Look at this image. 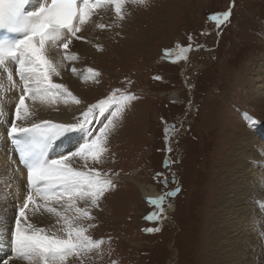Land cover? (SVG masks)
Here are the masks:
<instances>
[{
	"label": "rangeland",
	"instance_id": "374dc122",
	"mask_svg": "<svg viewBox=\"0 0 264 264\" xmlns=\"http://www.w3.org/2000/svg\"><path fill=\"white\" fill-rule=\"evenodd\" d=\"M126 1L122 32L104 39L107 50L85 52L73 71L86 75L77 77L86 106L117 89V98L126 89L137 99L116 120L103 163L88 162L115 185L98 207L89 201L91 218L78 222L87 228L85 235L104 242L70 264H235L223 251L227 224L221 219L216 232L213 221L231 210L225 193L233 182L249 190L237 153L244 140L264 129V99L256 93L251 97L247 85L264 62V0H147V6ZM228 11L231 16L224 21L220 14ZM105 13L113 16L111 10ZM217 16L220 20L212 21ZM177 50L184 60L176 63ZM0 78V120H10L3 106L9 81ZM175 92L178 99L172 98ZM109 119L105 112L99 129ZM95 131L92 137L99 134ZM163 178L169 187L162 192ZM145 191L161 201L149 206ZM241 211L250 214V204ZM261 230L256 225L247 232ZM237 239L242 259L263 264L257 235L247 241L236 231L230 240Z\"/></svg>",
	"mask_w": 264,
	"mask_h": 264
},
{
	"label": "snow or ice",
	"instance_id": "6c2138e0",
	"mask_svg": "<svg viewBox=\"0 0 264 264\" xmlns=\"http://www.w3.org/2000/svg\"><path fill=\"white\" fill-rule=\"evenodd\" d=\"M108 2L114 3L115 11L121 13L124 0ZM132 2L147 6V0ZM26 3L28 0H0V28L17 34L0 39V66L7 72V79L12 82V87L20 89L18 102L14 105V118L9 122L8 135L14 141V151L19 154L20 162L27 170V195L19 207L14 205L11 237L18 259H26L29 264H67L70 257H78L83 252L98 249L104 242L85 235L87 228L77 223L91 218L86 209L77 205V201H90L93 206L98 207L99 200L115 187L108 175L101 176L95 168L80 170L73 164L76 160H81L87 168L89 159L95 163H103V156L108 151V136L115 128L116 120L122 117L127 105L137 97L125 89L124 94L117 98L116 93L121 91L117 89L112 96L86 106V110L80 114L82 119L75 117V123H36L30 120L32 113L26 105L29 95L33 99L49 95L53 91L72 95L63 83L53 82V76H60L59 68L62 65L47 53L58 47L68 49L73 37L82 39L76 34L82 30L93 13V8L99 6L100 0H95V3L82 0V6L78 5L77 0H41L30 12L25 11ZM220 15L226 21L231 16V11ZM123 18L121 15V19ZM215 19L220 20V16ZM67 58L76 59L75 56ZM9 64L18 67L19 84L15 82L12 71H8ZM76 103L79 104L80 101L76 100ZM105 112L109 113L111 119L99 129L98 135L89 137L68 155L50 158L49 148L54 139L77 130L87 133L90 131L87 126L97 115L103 116ZM38 198L56 203L66 200L68 207L74 209L73 217L62 216L55 207L38 204ZM30 205L33 217L37 216L42 207H46L48 213L62 218L66 236L50 233L31 222L28 215ZM261 206L264 207V204Z\"/></svg>",
	"mask_w": 264,
	"mask_h": 264
},
{
	"label": "bare ground",
	"instance_id": "6f19581e",
	"mask_svg": "<svg viewBox=\"0 0 264 264\" xmlns=\"http://www.w3.org/2000/svg\"><path fill=\"white\" fill-rule=\"evenodd\" d=\"M94 1L95 0H90V3H93ZM40 2L41 0H31L27 8V12L34 10ZM127 3L128 2L124 0V2L121 4V13H117L115 11L114 3H109L108 0H100L99 6L93 8V13L82 26V30L76 34L77 37H82V39H76V37H73L72 43L69 44L68 49L65 50L62 47H58L47 53L50 58H53L62 65V67L59 68L60 76H53V82L63 83L67 87L68 91L72 93V95L69 96L67 93H57L55 91L51 92L49 95L35 99L29 95V98L26 100V105L28 106L29 111L32 113V115L29 117L30 120L36 123L50 121L53 124H60L69 122L75 123V117H80L82 119L80 114L83 110H86L87 103L85 104V102L80 101L81 94L78 93L79 79H77V77L84 79L86 75L83 73H74L73 71L75 69V65H77L79 62H84L85 57H83V55L91 48L95 52L108 49L104 43V39L106 38L110 40L114 33L122 32V27L120 25H122L123 19H121V15L127 14ZM105 10H111L113 16L107 15ZM101 25H104V27H101ZM68 56H75L76 59L70 60L67 58ZM8 71H12L13 78L16 76V83L19 84L20 79L18 67L9 64ZM0 75L7 76V72L2 66H0ZM88 78L89 77L86 79L88 80ZM5 80L6 77L3 79V81L5 82ZM248 81L247 85L250 84L249 94L251 97L253 93H256L262 99H264V62L258 65L257 74L252 76L251 80L249 79ZM3 85L5 86L3 83L1 88H3ZM8 92L6 97L3 96L5 98V100H3L8 102V104L3 101V106L4 103L5 106H10L9 109L8 107H4L10 111L11 118L13 119L14 105L18 102L20 89L18 87H12V82L9 81ZM172 96L173 99H178L179 94L175 92L172 94ZM76 100H79L80 103L77 104ZM10 120H0V264H29L28 260L26 259L21 260L16 258L11 237L14 204L15 207L16 204L17 207H19L20 203L23 202L27 195L25 190L26 185L24 187L23 181L21 180L24 177L25 183L27 182V173L19 166L13 150L8 143L9 131L4 133L6 128L3 127V124L8 121L9 125ZM102 122H105V114L103 116H96L94 121H92L91 124L87 126L90 129V131L87 133L79 130L67 133L62 140L54 145L50 154V158L55 159L61 154L66 155L72 151H76L82 143L88 140L89 137H92L91 130L93 128L96 131L99 130V126ZM251 135L255 134L251 132ZM243 142L244 147L242 148L241 153H237L246 166V168L242 166L239 167V170L242 168L246 171L242 173L241 178L248 179V183H246L250 191L253 189L259 190L261 192L251 191L252 193H250V191L247 190L245 186L238 185L235 187L233 182L231 188L226 190L225 193L231 210L226 208V217H218V219L216 218V220L213 221V224H216L214 225L215 228L213 230H216V232L221 231L220 225L218 226V223L221 221V219L223 220L225 227L227 224L228 229L226 228V230L228 233V240L223 237L221 238V241L224 243L223 251L225 252L226 250V256L232 260L230 262H234L235 264H256L257 262L253 260L250 261L247 259H242L243 256L238 251L241 240H230V236L234 235L236 231H239L242 232L245 240L250 241L253 235H257L258 240L255 248L258 258L261 259L264 264V216L260 215V210L263 208L261 205L264 204V159H262L264 158V129L261 131L260 136L255 138H247ZM91 161V159L87 161V168L84 167L85 162L81 160H76L73 166L80 170L87 171L88 162ZM149 192L151 191H145V193H143V195H145L144 201L149 206L154 204L152 202L153 200H156V203L161 201L158 194H155L154 196H148L150 194ZM88 202L89 201H77V205L80 208L86 209L88 211L90 208ZM37 203L42 206L46 205L57 208V210L61 212L62 216L72 218L74 215V209L68 207L66 200H61L59 203H56L53 201L45 202L38 198ZM249 204L252 210L250 214L248 212L241 211ZM29 209L28 215L31 222L36 224L38 227L45 228V230L50 233L55 232L58 235L62 233L66 236V232L63 231L65 225L62 218L55 216V214L48 213L46 211V207H42L41 211L36 217H31L32 205L29 206ZM239 211H241V213H239ZM255 215H260L256 221L249 222L246 220L250 216ZM236 216L240 217L238 222L235 220ZM58 220L59 222H57ZM78 222L80 221H77V223ZM235 224L239 227L238 229L236 228ZM245 225L250 226V228H243ZM256 225L261 226L262 230L260 233L253 234L247 232L249 229L254 230ZM72 260L73 257H70L67 261V264H70Z\"/></svg>",
	"mask_w": 264,
	"mask_h": 264
},
{
	"label": "water",
	"instance_id": "95a60500",
	"mask_svg": "<svg viewBox=\"0 0 264 264\" xmlns=\"http://www.w3.org/2000/svg\"><path fill=\"white\" fill-rule=\"evenodd\" d=\"M167 165V162H165L164 163V167ZM164 184H165V181H164ZM179 189V188H178ZM177 193H178V191L177 190H175V191H172V193H170V197H174V196H176L177 195Z\"/></svg>",
	"mask_w": 264,
	"mask_h": 264
},
{
	"label": "flooded vegetation",
	"instance_id": "af4514ba",
	"mask_svg": "<svg viewBox=\"0 0 264 264\" xmlns=\"http://www.w3.org/2000/svg\"><path fill=\"white\" fill-rule=\"evenodd\" d=\"M181 59H183V58H180V60L179 61H181ZM184 60V59H183ZM167 187H169V186H161V191L163 192Z\"/></svg>",
	"mask_w": 264,
	"mask_h": 264
}]
</instances>
